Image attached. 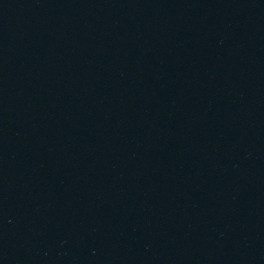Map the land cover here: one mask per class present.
Masks as SVG:
<instances>
[{
    "label": "water",
    "instance_id": "water-1",
    "mask_svg": "<svg viewBox=\"0 0 264 264\" xmlns=\"http://www.w3.org/2000/svg\"><path fill=\"white\" fill-rule=\"evenodd\" d=\"M0 264H264V0H0Z\"/></svg>",
    "mask_w": 264,
    "mask_h": 264
}]
</instances>
